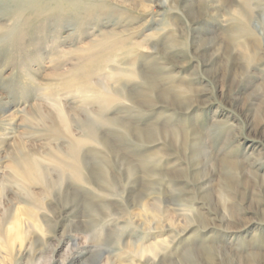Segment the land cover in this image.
I'll return each mask as SVG.
<instances>
[{"label": "rangeland", "instance_id": "1", "mask_svg": "<svg viewBox=\"0 0 264 264\" xmlns=\"http://www.w3.org/2000/svg\"><path fill=\"white\" fill-rule=\"evenodd\" d=\"M23 1L0 264H264V0Z\"/></svg>", "mask_w": 264, "mask_h": 264}, {"label": "bare ground", "instance_id": "2", "mask_svg": "<svg viewBox=\"0 0 264 264\" xmlns=\"http://www.w3.org/2000/svg\"><path fill=\"white\" fill-rule=\"evenodd\" d=\"M24 3H27L26 5H28V7L34 2L33 0H25V1H23ZM20 13V12H19ZM21 15V14H20ZM13 17H14V15H13ZM19 17V16H18ZM262 19V18H261ZM0 105H1V103H0ZM3 105V104H2ZM6 106H4L3 108H5ZM0 110H2L1 109V107H0ZM4 110H6V109H4ZM76 156V155H75ZM86 184V183H85Z\"/></svg>", "mask_w": 264, "mask_h": 264}]
</instances>
